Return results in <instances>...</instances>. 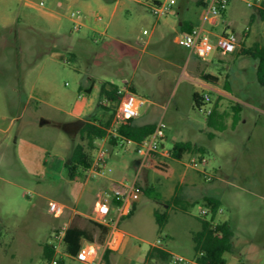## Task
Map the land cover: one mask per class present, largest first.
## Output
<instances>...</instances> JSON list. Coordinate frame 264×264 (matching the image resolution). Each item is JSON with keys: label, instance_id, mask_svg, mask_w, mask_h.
Returning <instances> with one entry per match:
<instances>
[{"label": "rangeland", "instance_id": "1", "mask_svg": "<svg viewBox=\"0 0 264 264\" xmlns=\"http://www.w3.org/2000/svg\"><path fill=\"white\" fill-rule=\"evenodd\" d=\"M168 1L0 0V264H51L43 247L55 242L53 231L65 222L92 230L98 194L133 180L142 191L132 214L119 220L121 247L103 255L102 264H170L145 260L155 244L195 257L193 234L201 218L209 219L201 214L205 196L220 200L217 219L230 224L227 264H264V88L257 60L240 52L264 45V0H229L217 25H205L213 33L234 31L237 50L189 60L178 21L194 20L201 6L174 0L166 13H152L150 5ZM112 85L147 100L134 119L163 123L162 150L142 160L136 142H108L111 127L94 148L86 146L92 158L106 150L104 174L70 178L67 163L85 120L102 124L117 116L102 93ZM194 92L208 96L200 108ZM237 102L240 120L232 127ZM215 105L227 113L223 130L207 124ZM81 119L78 129L64 127ZM176 141L201 150L180 159L164 154ZM51 201L65 206L61 216L49 211ZM155 212L166 215L162 225ZM61 256L63 264H82Z\"/></svg>", "mask_w": 264, "mask_h": 264}, {"label": "trees", "instance_id": "2", "mask_svg": "<svg viewBox=\"0 0 264 264\" xmlns=\"http://www.w3.org/2000/svg\"><path fill=\"white\" fill-rule=\"evenodd\" d=\"M259 12L261 15L264 14L261 10ZM240 52L257 60L255 70L256 80L258 84L264 88V45L255 44L249 47L243 46ZM202 74L205 78L211 77L210 74ZM88 89L90 91L91 87ZM116 91L117 86L114 85L108 88L102 87L105 100L117 106L118 95ZM206 97L208 96L194 92V104L200 108L201 105L204 104ZM232 110L231 126L234 127L240 120V103L237 102L233 104ZM226 114L225 111H219L217 105L213 106L211 112L207 114V124L216 129L223 130L226 127ZM111 127V131L113 132L108 142L117 144L118 140L121 139L125 141H134L138 144L154 132L156 123L138 124L135 122L134 118L119 120L114 117L113 113L110 114L108 119L102 124L86 120L79 130L81 140L75 144L67 163V171L70 178H74L79 171H87L92 162V156L86 146L94 148L95 140L105 138L109 134V129ZM195 149L199 151L201 147L190 141H176L172 147L168 149V155L171 158L180 159L185 152ZM203 202L205 208L208 210L206 214L209 215V219L201 218V228L193 234L195 257L202 264H227L224 253L230 250L232 244L230 224L226 220L217 219L218 213L221 211L220 200L218 198L205 196L203 197ZM134 207L133 204L130 214H132ZM154 215L160 225L165 222V214L155 212ZM92 223L95 227H93L92 230L77 224L69 225L66 229L63 242L61 243L62 251L66 254L74 255L84 242L92 244L103 243L108 232V227L95 221H92ZM109 252L110 251H105L103 255H107ZM43 254L48 259L55 255V249L52 244L46 243L44 245ZM170 255L171 254L155 244L147 251L145 260L159 259L168 261ZM62 261L64 260L62 259Z\"/></svg>", "mask_w": 264, "mask_h": 264}, {"label": "built area", "instance_id": "3", "mask_svg": "<svg viewBox=\"0 0 264 264\" xmlns=\"http://www.w3.org/2000/svg\"><path fill=\"white\" fill-rule=\"evenodd\" d=\"M229 0H207L206 11L211 17H218L225 8ZM174 0H169L168 3H157L150 5L153 14L159 15L166 13L168 8L174 3ZM42 3V2H41ZM250 4V2H249ZM71 16L74 18V30H78L81 22L77 20V14L73 11ZM100 19V17H99ZM191 53L200 58L209 56L212 52H220L222 54L234 52L238 46L239 38L232 30H225L222 33H213L207 30L203 25H195L188 32L183 34L181 41ZM126 83V81H125ZM118 95L117 116L116 119L136 118L139 115V110L147 100L135 96L125 85L118 87L116 91ZM211 109L207 110V114ZM163 123L156 122L154 132L141 143H138L137 152L142 156V160L146 159L150 153L162 150L163 144L161 140L164 136ZM115 134V133H113ZM164 154H168L165 150ZM107 156L106 150L100 147L96 156L92 158V162L87 169V177L92 178L104 174ZM196 159H191V165L196 164ZM200 162H205L201 157ZM141 187L138 186L136 180L132 182L119 181L112 182L108 190H103L98 194L92 208V214L89 218L92 221L103 224L108 227V232L103 243L92 244L84 242L79 250L74 255H69L72 259L82 264H102L101 258L105 251H117L122 245L125 233L118 228L119 220L122 217L128 216L134 204V195L141 192ZM65 210V206L55 201L49 202V211L55 216H61ZM207 208L201 209V214L207 213ZM70 224L65 222L62 226L57 227L53 231L55 242L51 243L55 249V255L51 258V264H63L61 256V243L67 227ZM99 251L101 256L98 257ZM170 264H202L196 257L188 258L179 254H171L169 257Z\"/></svg>", "mask_w": 264, "mask_h": 264}, {"label": "crops", "instance_id": "4", "mask_svg": "<svg viewBox=\"0 0 264 264\" xmlns=\"http://www.w3.org/2000/svg\"><path fill=\"white\" fill-rule=\"evenodd\" d=\"M206 1L207 0H197L196 1L198 4H200L201 9L198 10L195 13V19L194 20L188 19L186 15H181L180 16L179 21H178V30L180 31L181 34H184V33L188 32L195 25H203L204 27H205L206 24H208L210 26H216L217 25V23H218V20H217L218 17H211V16H209L207 14V11H206ZM225 30H228V29H226V27H224L223 30H221L220 33H222ZM175 39H176V41H179V38L177 36L175 37ZM184 48L187 51V59L188 60L191 59V56L194 55V54L191 53L186 47H184ZM215 53L222 54V53L217 52V51H215ZM231 53H233V52H231ZM195 57L196 58H200V57H197L196 55H194V58ZM201 73H203V72H201ZM206 73L211 75L210 78L217 79V76L215 74L210 73V72H206ZM125 81H127V80L125 79ZM202 85L203 86H208L207 83H202ZM218 91H220V90H218ZM220 92H222V91H220ZM81 121L84 122V120H82V119H81ZM135 122L138 123V124L152 123V122L156 123V121L145 120V119L144 120H141L140 122L135 120ZM162 154H163V152H162ZM137 167H138V169L140 168L139 166H137ZM107 189H109V187H107Z\"/></svg>", "mask_w": 264, "mask_h": 264}, {"label": "flooded vegetation", "instance_id": "5", "mask_svg": "<svg viewBox=\"0 0 264 264\" xmlns=\"http://www.w3.org/2000/svg\"><path fill=\"white\" fill-rule=\"evenodd\" d=\"M82 124V121H77L71 125H68V127L72 128V129H78L80 127V125Z\"/></svg>", "mask_w": 264, "mask_h": 264}, {"label": "water", "instance_id": "6", "mask_svg": "<svg viewBox=\"0 0 264 264\" xmlns=\"http://www.w3.org/2000/svg\"><path fill=\"white\" fill-rule=\"evenodd\" d=\"M78 121H81V120H78ZM64 127H65V128H67V127H68V125H67V126L65 125Z\"/></svg>", "mask_w": 264, "mask_h": 264}]
</instances>
